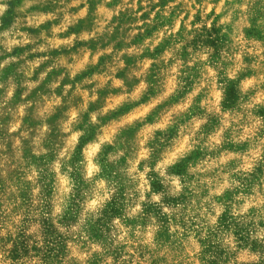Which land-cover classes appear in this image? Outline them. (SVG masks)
Listing matches in <instances>:
<instances>
[{"label":"clouds","instance_id":"obj_1","mask_svg":"<svg viewBox=\"0 0 264 264\" xmlns=\"http://www.w3.org/2000/svg\"><path fill=\"white\" fill-rule=\"evenodd\" d=\"M0 264H264V0H0Z\"/></svg>","mask_w":264,"mask_h":264}]
</instances>
